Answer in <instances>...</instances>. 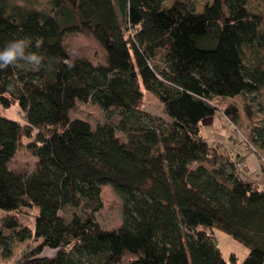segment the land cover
Masks as SVG:
<instances>
[{
  "label": "trees",
  "instance_id": "trees-1",
  "mask_svg": "<svg viewBox=\"0 0 264 264\" xmlns=\"http://www.w3.org/2000/svg\"><path fill=\"white\" fill-rule=\"evenodd\" d=\"M166 1L51 0L40 9L0 0V46L29 36L44 58L39 69L0 71V106L22 115L0 112L3 259L14 243L35 240L13 264H238L233 253L224 258L221 231L247 248L239 264H264V190L239 177L245 154L226 157L202 132L215 112L237 123L222 98L241 96L251 114L249 97H258L250 141L264 150V13L248 0L201 11ZM77 35L101 50L99 62L68 46ZM145 92L162 116L141 108ZM77 103L117 110V124L71 117ZM21 147L35 158L28 175L9 168ZM104 186L122 201V221L109 230L94 217ZM22 209H35L30 225Z\"/></svg>",
  "mask_w": 264,
  "mask_h": 264
},
{
  "label": "rangeland",
  "instance_id": "rangeland-1",
  "mask_svg": "<svg viewBox=\"0 0 264 264\" xmlns=\"http://www.w3.org/2000/svg\"><path fill=\"white\" fill-rule=\"evenodd\" d=\"M20 6L32 4L37 8H48L50 6L51 0H11ZM174 0H167L165 2L166 6H169ZM195 7L196 11H201L203 6L207 3H211L213 0H189ZM248 9L254 13H264V0H248ZM119 19L123 23V16L118 11ZM70 48L76 49V52L93 54L101 56V50L92 43L87 37L82 35L70 36L66 40ZM94 60L99 62L100 57L96 58L92 56ZM252 98L251 96L249 97ZM249 99L248 104H251V114L246 111V105L241 96L236 97H225L220 101L221 108L226 106H234L238 110L237 123L231 125L230 120L221 112H215L211 118L205 119L203 122V134L208 138V143L210 146L220 145L222 152L226 157L229 155L235 158L237 152L240 154H245L246 157L240 159L238 164H243V167H238V175L243 180L255 182L260 184L259 187L264 190V150L258 148L253 142L250 141L252 136V130L254 124H259L258 120L262 117L259 112L261 101L260 98H255L252 102ZM217 102V103H218ZM141 108L152 116L158 117L162 116V105L160 102L151 94L144 93L143 100L141 102ZM1 114L9 119L16 121H22V115L16 104H13L9 108H2L0 106ZM71 117H78L88 121L91 126H95L99 123H104L106 121L111 122L116 125L118 121L117 110L112 109L109 113L102 110L97 105L87 104V103H77L75 108L70 113ZM118 136L124 138L120 131H117ZM244 155V156H245ZM252 159L253 165L249 166V159ZM35 158L32 153L21 147L17 153L12 158L9 163V168L17 173L28 175L34 169ZM253 170L255 174H253ZM253 174V175H252ZM251 175V176H250ZM101 202L102 207L100 210L94 213V217L101 227L104 229H114L117 228L122 221V211L121 204L122 201L120 197L114 192L110 186H104L101 190ZM71 209H66L62 212L63 215L68 216L71 214ZM35 213V209H22L18 215L20 219L25 224H31L32 217ZM216 242L222 251V254L226 260H229L230 254H235L237 257V263L239 264L246 256L248 250L240 242L234 240L230 236L226 235L221 231L216 232ZM37 241L27 240L22 243L13 244V252L9 258L3 259L0 256V264H13L19 257L23 254L25 250L33 247ZM54 255L52 250L45 248L41 256H46L51 258Z\"/></svg>",
  "mask_w": 264,
  "mask_h": 264
},
{
  "label": "clouds",
  "instance_id": "clouds-1",
  "mask_svg": "<svg viewBox=\"0 0 264 264\" xmlns=\"http://www.w3.org/2000/svg\"><path fill=\"white\" fill-rule=\"evenodd\" d=\"M42 41L37 39L34 48L40 49ZM33 49V40L29 36H21L8 40L0 46V71L9 67L26 66L39 69L44 61L43 56ZM51 70V65L49 66Z\"/></svg>",
  "mask_w": 264,
  "mask_h": 264
},
{
  "label": "crops",
  "instance_id": "crops-1",
  "mask_svg": "<svg viewBox=\"0 0 264 264\" xmlns=\"http://www.w3.org/2000/svg\"><path fill=\"white\" fill-rule=\"evenodd\" d=\"M250 160H251V161H250ZM249 161H250V163H248V165H249V166L253 165V161H252V159H251V158L248 160V162H249ZM254 171H256V170H253V172H252L253 174H255V172H254ZM253 174H252V175H253ZM250 176H251V175H250Z\"/></svg>",
  "mask_w": 264,
  "mask_h": 264
},
{
  "label": "built area",
  "instance_id": "built-area-1",
  "mask_svg": "<svg viewBox=\"0 0 264 264\" xmlns=\"http://www.w3.org/2000/svg\"><path fill=\"white\" fill-rule=\"evenodd\" d=\"M238 167H239V168L243 167V164H238Z\"/></svg>",
  "mask_w": 264,
  "mask_h": 264
}]
</instances>
